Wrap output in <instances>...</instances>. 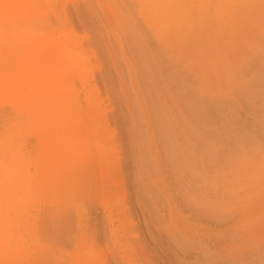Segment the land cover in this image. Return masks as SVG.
Returning a JSON list of instances; mask_svg holds the SVG:
<instances>
[{"label": "rangeland", "instance_id": "1", "mask_svg": "<svg viewBox=\"0 0 264 264\" xmlns=\"http://www.w3.org/2000/svg\"><path fill=\"white\" fill-rule=\"evenodd\" d=\"M26 13L0 27V184L6 248H19L0 246V264H264V0H37ZM67 35L93 71L64 98L82 150L45 178L63 127L36 119L42 96L62 98L49 64Z\"/></svg>", "mask_w": 264, "mask_h": 264}, {"label": "bare ground", "instance_id": "2", "mask_svg": "<svg viewBox=\"0 0 264 264\" xmlns=\"http://www.w3.org/2000/svg\"><path fill=\"white\" fill-rule=\"evenodd\" d=\"M24 1L25 2H23L22 0H9L8 1V5L6 6L7 11L5 14L7 17L5 18L6 20L1 21L0 27L11 28V27L19 26V17L20 16L24 17V15L27 14L26 12L30 11L33 8V6H36L37 4V0H24ZM47 1L50 2L51 0H47ZM62 42H63L62 43L63 51H62L61 57L63 60L60 63L59 62L56 63L55 60L53 59L51 60L49 64L50 69L52 68V70H56L58 72V74L51 80L52 88H54V91L56 90L57 92H61L62 98L61 97L55 98L56 92H52L53 98H51L50 96L51 99L48 101L45 99L44 96H42V99H43L42 104L44 105L45 110H44L42 117L40 118L37 117L36 119L37 123L41 122L45 126V129L47 130L56 129V128L59 129V127L61 126L63 127V130L61 133L59 132L56 135H49V138L46 141L45 150L41 156V162H40V169H41L42 174L45 176V178H50L51 176H55L56 178H62L63 174L68 173L71 166L75 163L76 159L79 157L81 153L82 144L80 143L81 141H79V138L76 135L77 129L75 126L77 124L78 118L77 116L72 114L71 110L69 109L68 102L66 99L64 100V98L67 97L71 93L72 83H70V79L74 77L75 73L79 74V76L83 80V81L81 80L82 83H84L85 85L89 83L88 81L90 80V77L93 78V75H92L93 71L87 64L86 50L83 49V43L77 41L76 39H73V37L69 35L63 36ZM75 47H79V48L82 47V48L77 51ZM43 73H44V70H40V69L35 70L32 72L31 77L33 78V80H36ZM20 85L21 86H19L18 79L15 78L14 84H13L14 92H16L17 94L19 93V90H20L21 94L24 95L25 94L24 90L27 84L22 83ZM97 94L99 96V93ZM54 100L55 101L58 100L59 102L61 101V105H57L54 102ZM56 107L58 108L55 110ZM49 108L50 109L54 108V110L51 111ZM100 108L101 107L99 103L94 101L93 110L100 113ZM63 113H64V116H62ZM99 120H100V117H99ZM3 175H6V174L3 173L2 170H0V177H2ZM207 186H209V184H207ZM7 189L8 188L5 184H0V246L1 248L5 249V252L11 251L10 254L12 255V258H14L16 254L19 255V248L18 247L11 248V250L10 248H6L7 246L10 245V243L14 239V233L12 229L13 225L11 223L12 217H11V212H10L12 210L13 203L11 204V206L8 207V210H4L5 205H4L3 200L5 199V193L8 191ZM205 190H202V191H205ZM208 193L207 195H210V193L209 194ZM204 194H203V197L205 199ZM16 195L18 197V194ZM195 196L197 197L198 195H194V197ZM199 198L203 199L202 197H199ZM222 198H224V196H222ZM207 202L208 204H210L211 200H207ZM212 202L214 203V201ZM198 203L199 202H197V205H199ZM201 203L205 204L204 201ZM203 204H200V206ZM229 204H230L229 206L235 205V204L231 205V202ZM221 205L223 204H220V206ZM220 206L218 205V208H220ZM216 207L217 205H215V209L218 210V208Z\"/></svg>", "mask_w": 264, "mask_h": 264}]
</instances>
